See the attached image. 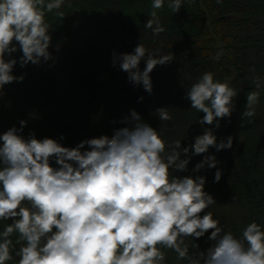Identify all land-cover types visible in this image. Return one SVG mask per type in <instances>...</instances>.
Returning a JSON list of instances; mask_svg holds the SVG:
<instances>
[{"label":"clouds","instance_id":"obj_1","mask_svg":"<svg viewBox=\"0 0 264 264\" xmlns=\"http://www.w3.org/2000/svg\"><path fill=\"white\" fill-rule=\"evenodd\" d=\"M183 3L167 0V7L177 13ZM65 4L0 0V97L6 85L23 82L24 75L13 74L17 63L23 68L54 59L47 16L54 13L63 20ZM165 4L151 2L144 26L153 36L165 31L159 16ZM18 51L22 54L17 59ZM223 54L221 49L214 59L219 61ZM112 57L113 67L119 63L128 81L148 94L153 91L150 74L174 60L141 42L132 53L113 50ZM250 70L255 72L254 67ZM253 82L255 89L246 93L241 114L248 123H254L264 88L260 77ZM237 96L227 81L206 71L188 87L185 98L191 109L203 113L196 123L219 129L220 120L231 117ZM155 113L162 122L173 119L167 107ZM120 123L127 126L114 129L110 137L85 139L75 147L53 138L38 139L34 132L25 138V120L19 121V128L0 132V221H11L0 230V264L14 261L13 252L15 264H165L166 250L188 264H264V225L252 221L239 236L226 231L208 211L216 200L205 191L206 177L174 174L186 172L191 158L210 148L231 149L232 136L218 142L213 128L206 127L194 143L182 147L180 140L167 142L135 109ZM218 163L215 155H204L193 172L215 168L218 183ZM208 233L211 245L201 251L195 244L190 251L186 241Z\"/></svg>","mask_w":264,"mask_h":264},{"label":"trees","instance_id":"obj_2","mask_svg":"<svg viewBox=\"0 0 264 264\" xmlns=\"http://www.w3.org/2000/svg\"><path fill=\"white\" fill-rule=\"evenodd\" d=\"M152 0H66L65 18L48 14L54 59L21 68L13 74L24 75L22 83L6 85L0 97V132L19 121H27L25 138L34 132L36 138H53L62 145L75 147L85 139L113 134L114 129L135 109L142 119L160 131L167 141L180 140L182 147L194 143V137L206 127L213 128L218 142L233 137L231 149L193 156L186 172L175 175L206 177L205 191L216 204L208 211L219 219L226 231L239 236L250 222L264 225V88L256 107L254 123L242 119L246 93L255 89L254 77L264 81V0H184L173 13L167 7L159 10L165 31L153 36L145 28ZM70 3L71 7L67 4ZM150 51L174 57L171 64L157 66L150 74L152 94L128 81L119 63L112 65L117 54L132 53L139 43ZM57 46L59 50L57 51ZM221 49L219 61L214 56ZM19 51L14 55L19 58ZM145 64L141 62L143 70ZM255 68V72L250 69ZM214 79L227 81L237 90L235 109L230 118L220 120V128L196 123L203 113L191 109L185 98L188 87L204 72ZM143 97L141 101L139 98ZM167 107L171 121H160L155 110ZM116 121V123H113ZM63 135L64 139L60 140ZM87 147V146H85ZM215 155L221 180L214 182L217 169L205 166L193 172L204 155ZM11 221H0V230ZM207 235L187 240L190 251L206 250L211 241ZM15 243L16 237H12ZM19 248V245H16ZM14 261L9 264H15ZM165 264H188L166 250Z\"/></svg>","mask_w":264,"mask_h":264},{"label":"water","instance_id":"obj_3","mask_svg":"<svg viewBox=\"0 0 264 264\" xmlns=\"http://www.w3.org/2000/svg\"><path fill=\"white\" fill-rule=\"evenodd\" d=\"M56 54H57V52L53 53V55H56Z\"/></svg>","mask_w":264,"mask_h":264}]
</instances>
